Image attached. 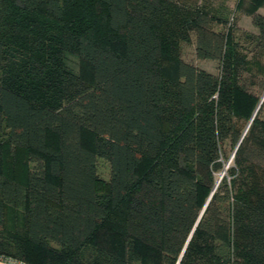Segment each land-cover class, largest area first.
I'll list each match as a JSON object with an SVG mask.
<instances>
[{
	"label": "trees",
	"instance_id": "trees-1",
	"mask_svg": "<svg viewBox=\"0 0 264 264\" xmlns=\"http://www.w3.org/2000/svg\"><path fill=\"white\" fill-rule=\"evenodd\" d=\"M261 1L241 42L179 0H0V261L264 264Z\"/></svg>",
	"mask_w": 264,
	"mask_h": 264
},
{
	"label": "rangeland",
	"instance_id": "rangeland-1",
	"mask_svg": "<svg viewBox=\"0 0 264 264\" xmlns=\"http://www.w3.org/2000/svg\"><path fill=\"white\" fill-rule=\"evenodd\" d=\"M182 3H189L191 5L197 6H206L211 13L215 16L220 17L221 20L226 22V26L229 27L231 25L234 28V35L236 38H241V42L246 35L257 34L258 30L252 24L251 17H249L248 13L244 10L248 9L251 2L254 0H244V9L236 12V4L238 0H179ZM258 1V0H257ZM259 7L257 8V13L264 16V0L259 2ZM220 29V28H217ZM238 40V39H237ZM180 56L181 60L192 64L198 70L210 73L212 75H217L219 72V64L216 61L210 60H199L195 55V41L194 37H192L190 43H182L180 46ZM261 62L264 64V50L260 54ZM65 64L70 72H74L77 75H80L84 81H90V67L81 63L76 57L71 54L65 55ZM263 80V78H260ZM262 82H260L259 86H253L251 90L255 95L261 96L264 95V90L260 87ZM261 100V99H260ZM259 104V102H258ZM258 104L254 108L252 115L248 121L250 124V120L252 116H254L255 111L257 110ZM264 118V114H263ZM248 127V124L247 126ZM232 160V154L229 156L227 163L225 164L224 170L221 172V176L225 173L229 162ZM99 172L100 176L103 179H107V164L105 161H99ZM22 223V216L20 213L15 212L14 210L6 211V228L8 230H13L14 227L20 226Z\"/></svg>",
	"mask_w": 264,
	"mask_h": 264
},
{
	"label": "water",
	"instance_id": "water-1",
	"mask_svg": "<svg viewBox=\"0 0 264 264\" xmlns=\"http://www.w3.org/2000/svg\"><path fill=\"white\" fill-rule=\"evenodd\" d=\"M264 100V95H263V97H262V99H261V101L259 102V104H258V107H257V110H258V108H259V106H260V104L262 103V101ZM256 110V111H257ZM256 111H255V113H256ZM255 115V114H254ZM249 126V125H248ZM248 128V127H247ZM244 135V134H243ZM239 145V144H238ZM238 145L236 146V148H235V150H234V153H235V151L237 150V147H238ZM233 156V155H232ZM215 189V188H214ZM214 189H213V191H214Z\"/></svg>",
	"mask_w": 264,
	"mask_h": 264
},
{
	"label": "crops",
	"instance_id": "crops-1",
	"mask_svg": "<svg viewBox=\"0 0 264 264\" xmlns=\"http://www.w3.org/2000/svg\"><path fill=\"white\" fill-rule=\"evenodd\" d=\"M0 264H10V263L0 261Z\"/></svg>",
	"mask_w": 264,
	"mask_h": 264
},
{
	"label": "built area",
	"instance_id": "built-area-1",
	"mask_svg": "<svg viewBox=\"0 0 264 264\" xmlns=\"http://www.w3.org/2000/svg\"><path fill=\"white\" fill-rule=\"evenodd\" d=\"M18 264H20V263H18Z\"/></svg>",
	"mask_w": 264,
	"mask_h": 264
}]
</instances>
